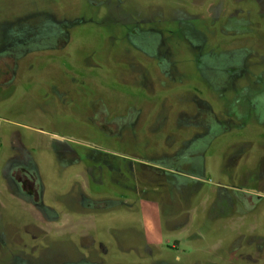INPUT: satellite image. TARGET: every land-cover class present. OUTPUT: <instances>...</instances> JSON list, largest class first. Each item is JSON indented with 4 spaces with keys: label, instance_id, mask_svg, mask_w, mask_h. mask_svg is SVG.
<instances>
[{
    "label": "rangeland",
    "instance_id": "374dc122",
    "mask_svg": "<svg viewBox=\"0 0 264 264\" xmlns=\"http://www.w3.org/2000/svg\"><path fill=\"white\" fill-rule=\"evenodd\" d=\"M0 264H264V0H0Z\"/></svg>",
    "mask_w": 264,
    "mask_h": 264
}]
</instances>
